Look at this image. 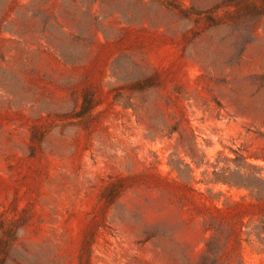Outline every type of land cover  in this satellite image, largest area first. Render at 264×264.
Listing matches in <instances>:
<instances>
[{
  "label": "rangeland",
  "instance_id": "374dc122",
  "mask_svg": "<svg viewBox=\"0 0 264 264\" xmlns=\"http://www.w3.org/2000/svg\"><path fill=\"white\" fill-rule=\"evenodd\" d=\"M0 264H264V0H0Z\"/></svg>",
  "mask_w": 264,
  "mask_h": 264
},
{
  "label": "trees",
  "instance_id": "16d2710c",
  "mask_svg": "<svg viewBox=\"0 0 264 264\" xmlns=\"http://www.w3.org/2000/svg\"><path fill=\"white\" fill-rule=\"evenodd\" d=\"M245 11H247V12H249V13H251V14H253V15H255V14H257V11H259V7L256 5V4H249L247 7H245ZM241 11L240 10H238L237 8L234 10V11H232V12H230L231 14H238V13H240ZM87 102L88 101H86V97H84V107H82V109L84 110V108H85V105L87 104ZM175 170H177V172H180L179 171V169H175ZM213 182H219V179H215ZM224 182V181H223ZM219 231V229H215V235L217 234V232ZM215 237L216 236H211L210 237V240H208L207 241V243H206V246H207V244H209L211 241H213L214 239H215Z\"/></svg>",
  "mask_w": 264,
  "mask_h": 264
}]
</instances>
